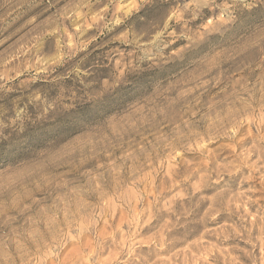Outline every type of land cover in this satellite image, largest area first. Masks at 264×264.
Returning <instances> with one entry per match:
<instances>
[{"label": "rangeland", "instance_id": "1", "mask_svg": "<svg viewBox=\"0 0 264 264\" xmlns=\"http://www.w3.org/2000/svg\"><path fill=\"white\" fill-rule=\"evenodd\" d=\"M0 264H264V0H0Z\"/></svg>", "mask_w": 264, "mask_h": 264}]
</instances>
